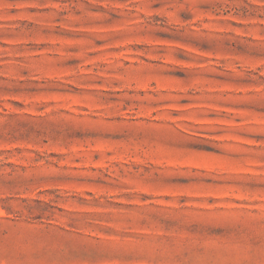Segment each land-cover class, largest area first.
Segmentation results:
<instances>
[{"label":"rangeland","instance_id":"rangeland-1","mask_svg":"<svg viewBox=\"0 0 264 264\" xmlns=\"http://www.w3.org/2000/svg\"><path fill=\"white\" fill-rule=\"evenodd\" d=\"M0 264H264V0H0Z\"/></svg>","mask_w":264,"mask_h":264}]
</instances>
